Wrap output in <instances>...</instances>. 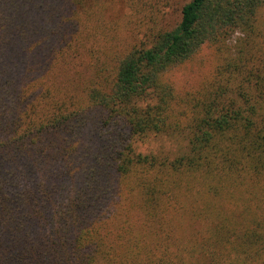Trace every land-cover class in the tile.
I'll return each instance as SVG.
<instances>
[{
  "label": "trees",
  "instance_id": "16d2710c",
  "mask_svg": "<svg viewBox=\"0 0 264 264\" xmlns=\"http://www.w3.org/2000/svg\"><path fill=\"white\" fill-rule=\"evenodd\" d=\"M173 3L0 0V264H264V0Z\"/></svg>",
  "mask_w": 264,
  "mask_h": 264
},
{
  "label": "rangeland",
  "instance_id": "374dc122",
  "mask_svg": "<svg viewBox=\"0 0 264 264\" xmlns=\"http://www.w3.org/2000/svg\"><path fill=\"white\" fill-rule=\"evenodd\" d=\"M178 2L180 3L182 0H174L173 8L170 12L171 14L165 18L169 23L175 24L179 21L178 17H180V10L178 5H176ZM169 9L170 8L166 11ZM237 38L238 36H235L233 40ZM215 58L214 50L211 47H205L193 60L173 74L172 80L177 88H188L192 86L197 79H200L202 75L211 72L216 64ZM135 148L138 153L158 154L162 152L174 158L188 151V141L184 137L150 135L143 140L136 141Z\"/></svg>",
  "mask_w": 264,
  "mask_h": 264
}]
</instances>
